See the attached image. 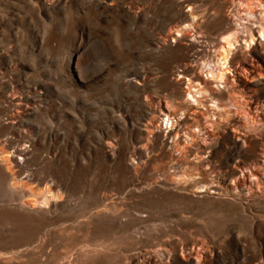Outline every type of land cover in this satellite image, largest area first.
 <instances>
[{"label": "rangeland", "instance_id": "obj_1", "mask_svg": "<svg viewBox=\"0 0 264 264\" xmlns=\"http://www.w3.org/2000/svg\"><path fill=\"white\" fill-rule=\"evenodd\" d=\"M262 26L264 0H0V264H264Z\"/></svg>", "mask_w": 264, "mask_h": 264}, {"label": "bare ground", "instance_id": "obj_2", "mask_svg": "<svg viewBox=\"0 0 264 264\" xmlns=\"http://www.w3.org/2000/svg\"><path fill=\"white\" fill-rule=\"evenodd\" d=\"M262 16V18H263V15H261ZM246 26V25H245ZM247 27V26H246ZM251 29V28H250ZM181 31V30H180ZM238 31V30H237ZM259 31H260V33H261V36H264V26H262V28H260L259 29ZM240 33V32H239ZM247 34V33H246ZM252 35V34H251ZM254 36H255V34H254ZM238 38H239V36H235V34H230V35H227V36H225L224 37V39L223 40H221V47H220V49H219V53H221L222 55H223V58L221 59V60H219L218 58H217V64H218V66H216V68H214L213 69V66L211 65V64H209L208 66V68H210V72L212 73L213 71H216V70H218V71H216L215 72V74L213 73L212 74V76H214L213 78H215V79H217V81H218V79H221V78H223V77H225V73H227V72H225L224 70L226 69V67H227V64L226 63H228L227 62V57L230 55V51H232L234 48H236L237 47V41H238ZM241 39H242V37H241ZM245 46H246V48L247 47H249L252 43H254V38L253 37H248V38H246L245 40ZM218 53V54H219ZM229 58V57H228ZM220 65V66H219ZM203 68H206V63L205 64H203V66H202V70H203ZM201 70V71H202ZM209 73V72H208ZM204 75V74H203ZM202 75V76H203ZM208 76V75H207ZM220 81V80H219ZM190 83V82H189ZM189 94H191V93H189ZM191 97L192 98H194V94H191ZM196 97V96H195ZM195 100H197L196 98H195ZM199 102V101H198ZM197 102V103H198ZM199 104V103H198ZM162 109V108H161ZM171 112V111H170ZM165 114V113H164ZM168 115V114H167ZM166 118V117H165ZM168 118V117H167ZM245 180V179H244ZM248 180V179H247ZM46 200V199H45ZM192 254H194V255H199L200 256V253H199V249H193V251H192ZM202 255V254H201ZM204 256V255H203ZM196 257V256H195ZM153 258V257H152ZM202 258V257H201ZM158 259V258H157ZM162 260V259H161ZM157 261V260H156ZM149 262V261H148ZM159 264H166L164 261L163 262H160Z\"/></svg>", "mask_w": 264, "mask_h": 264}, {"label": "built area", "instance_id": "obj_3", "mask_svg": "<svg viewBox=\"0 0 264 264\" xmlns=\"http://www.w3.org/2000/svg\"><path fill=\"white\" fill-rule=\"evenodd\" d=\"M209 64H206V68H204V70L207 72H210L209 70H210V68H208L209 66H208ZM207 72V74L206 75H208L209 73ZM208 76H212L211 75V73L208 75ZM207 77V76H206Z\"/></svg>", "mask_w": 264, "mask_h": 264}]
</instances>
